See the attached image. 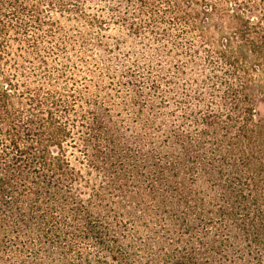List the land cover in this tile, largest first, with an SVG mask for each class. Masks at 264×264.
Returning a JSON list of instances; mask_svg holds the SVG:
<instances>
[{
    "label": "trees",
    "instance_id": "obj_1",
    "mask_svg": "<svg viewBox=\"0 0 264 264\" xmlns=\"http://www.w3.org/2000/svg\"><path fill=\"white\" fill-rule=\"evenodd\" d=\"M160 1L176 22L203 21L179 18L183 0H134L137 16L155 22ZM55 2L76 9L0 0V264H264V0L257 26L238 7L218 28L221 70L193 97L192 129L173 119L164 145L140 123L153 105L136 74L124 76L134 126L99 96L52 85L66 76L41 6ZM109 54L97 50L106 68Z\"/></svg>",
    "mask_w": 264,
    "mask_h": 264
},
{
    "label": "rangeland",
    "instance_id": "obj_2",
    "mask_svg": "<svg viewBox=\"0 0 264 264\" xmlns=\"http://www.w3.org/2000/svg\"><path fill=\"white\" fill-rule=\"evenodd\" d=\"M66 1L77 10L61 11L58 2L52 8L41 6L43 15L56 22L51 43L60 50L56 58L66 76L62 83L52 85L75 89L83 98L97 95L115 115L134 126L138 121L130 105L131 92L124 85V76L136 74L141 80L144 101L153 105V113H146L140 123L148 125L150 134L161 145H164V129L173 125V119L192 129L189 116L196 109L193 97L199 92H209V85L204 84V80L211 75L213 67L221 70L214 53L220 49L218 28L221 25L227 28L229 20L226 18L238 7L244 14L250 8L254 10L251 21L256 26L262 15L261 0H204L200 7L194 6L192 10L188 4L190 0H183L181 9L187 14L182 12L179 18L189 13L192 16L203 13L201 24L195 22L192 27L184 20L176 22L166 1L156 5L158 14L153 23L148 10L137 16L139 8L134 0H130L132 4L126 0ZM146 1L151 3V0ZM256 5L258 7L254 9ZM93 18L101 20L103 26L92 27L90 20ZM204 20H207L206 24H203ZM82 41H86L84 46ZM65 45L67 49L63 48ZM101 47L110 51L107 68L97 56ZM122 66L127 74L121 72ZM153 85L158 87V92L153 90ZM184 95H189L188 111L181 110L178 105L184 101ZM71 151L74 152L70 156L73 165L85 172L83 165L78 163L80 153Z\"/></svg>",
    "mask_w": 264,
    "mask_h": 264
}]
</instances>
